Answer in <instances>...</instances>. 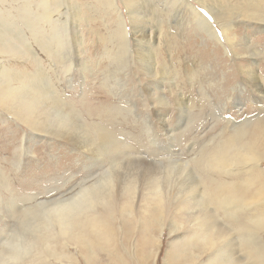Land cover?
Instances as JSON below:
<instances>
[{
	"label": "rangeland",
	"instance_id": "rangeland-1",
	"mask_svg": "<svg viewBox=\"0 0 264 264\" xmlns=\"http://www.w3.org/2000/svg\"><path fill=\"white\" fill-rule=\"evenodd\" d=\"M110 1L0 0V92L8 94L0 101V264H264V194L253 195L264 188V133L254 138L256 158L202 167L245 119L264 117V92L245 72L264 88V21L220 10L241 0L205 1L224 20L186 0L209 20L216 41L185 0ZM46 10L49 23L40 16L31 33L26 21ZM138 25L150 42L142 50ZM222 32L235 37L233 46ZM113 161L120 168L112 201L85 217L105 225L102 236L88 226L82 240L51 223L41 228L57 201L104 185ZM166 174L182 187L172 191L162 178L156 204L152 181ZM222 182L253 184L220 206L232 196L220 193Z\"/></svg>",
	"mask_w": 264,
	"mask_h": 264
},
{
	"label": "bare ground",
	"instance_id": "bare-ground-1",
	"mask_svg": "<svg viewBox=\"0 0 264 264\" xmlns=\"http://www.w3.org/2000/svg\"><path fill=\"white\" fill-rule=\"evenodd\" d=\"M44 1V0H43ZM112 1V0H111ZM110 1V2H111ZM184 1V0H183ZM200 4L204 5L205 7H207L208 10H210L212 12V14L215 16V18H221L223 19L225 17V15H228L230 10L232 8H238L239 10L245 12L247 16H244L246 18L250 17L254 18V19H259V20H263L264 21V3L260 2L258 0H241L238 4L233 5L232 7L226 8L227 11H225L224 6H221V9L225 15L220 16L219 12H217L216 10H214V6L208 2H205L206 0H197ZM263 1V0H262ZM109 2V6H112V2ZM219 2V1H218ZM186 6L187 8L191 11L192 13V18L193 20L199 22L200 24V30H202L203 32H205L208 36H211V38H214L216 41H218V38L213 30V28L210 25L209 20L206 19V17L204 15H202L201 13L198 12L197 9H195L191 3H189V1H186ZM226 5V4H225ZM228 6V5H227ZM29 8V7H28ZM27 8L25 7V10ZM47 9V8H46ZM115 10L117 12V19H116V26L118 29H120L119 35L121 36V38L125 40V46H127L128 43V33L126 30V25L124 23V20L122 19V15L120 14V12L116 9ZM27 11V10H26ZM28 12V11H27ZM234 13V12H233ZM130 14V11H129ZM51 11L46 10L45 12L41 11L40 13H36L35 17H36V22H34V20H28L26 21L25 25L26 27L31 31V33L34 31L36 32L37 26L35 25V23L37 24V22L39 23V17L42 16L43 20H44V24L45 23H49L50 18H51ZM242 15V14H240ZM239 15V16H240ZM259 16V17H258ZM257 17V18H256ZM35 19V18H34ZM64 19H66L64 17ZM27 20V19H26ZM224 20V19H223ZM228 21V19H227ZM34 22V23H33ZM221 22V21H219ZM230 22V21H229ZM227 22V23H229ZM262 22V21H261ZM222 23V22H221ZM135 24V23H134ZM223 24V23H222ZM262 24V23H261ZM43 25V23H42ZM51 25V24H50ZM24 26V25H23ZM39 26V25H38ZM41 26V25H40ZM7 27V26H6ZM9 27V26H8ZM50 27V26H49ZM228 27V26H227ZM233 27V26H232ZM36 28V29H35ZM42 29V28H41ZM44 29V28H43ZM42 29V30H43ZM145 30L146 29H142L141 25L135 26L134 27V33L133 36L134 37V41H135V45L136 47L138 46L139 49L141 48H145L147 46H149L150 42H144V40L146 39V34H145ZM1 31V30H0ZM64 31V30H63ZM223 31H224V27H223ZM59 32V31H58ZM66 32V31H64ZM230 32V31H229ZM223 33V32H222ZM60 34V33H58ZM65 34V33H64ZM223 37L225 38V41L228 42V44L230 46L234 45L235 42V37H230L227 35V33H223ZM15 35V34H14ZM206 35V36H207ZM3 36V35H1ZM9 36V35H8ZM67 36V35H66ZM10 37V36H9ZM16 37V36H15ZM61 37V36H60ZM68 37V36H67ZM148 37V36H147ZM52 38L60 43H62L63 41L60 40L59 37H55L52 36ZM248 38V37H247ZM246 40V39H245ZM249 40V39H248ZM75 42V41H74ZM248 42V41H247ZM250 42V41H249ZM65 43V42H64ZM123 44V42H122ZM248 44V43H247ZM45 45V44H44ZM138 50V49H137ZM142 50V49H141ZM252 51V50H251ZM256 52H254V50L251 52V54H255ZM60 55V54H59ZM256 55V54H255ZM251 56V55H250ZM50 60V59H49ZM151 61V60H150ZM246 73L249 74V76L251 77V82L254 84V86H256V88L259 90L258 92H264L261 87V82L259 81V77L254 73L253 70H246ZM3 91V90H1ZM11 90L8 91V93ZM11 93V92H10ZM9 93V94H10ZM8 94H2L0 92V101L7 97ZM264 95V94H263ZM13 98V95H12ZM60 101V100H59ZM62 103V102H61ZM63 107V106H62ZM243 126H245V129L242 130L240 132V130L238 128H236L235 130H233V134L232 137L229 138L228 140L222 141L221 144H217V146L215 147V150L213 149L212 152H210V156H208V159L205 160V164L202 167H207V166H213V165H223L226 164V162H228L229 160H233L235 158H256L257 156L255 155V153L257 152L254 148V143H255V137L259 138L262 136V134L264 133V117H259L258 119H256L254 122H252V120L249 119H245L243 122ZM250 134L251 139H245L243 137H245L247 134ZM245 139V141L241 144V146L235 148L234 144L236 142H238V139ZM232 150L233 152H231L230 155H228V151ZM256 152H255V151ZM98 151V150H97ZM99 153V152H98ZM254 154V155H251ZM142 158V157H141ZM140 159V158H139ZM238 160V159H237ZM116 161V160H115ZM168 165L171 166H176V161L174 159H166ZM226 161V162H225ZM112 166L110 168H108V171H106L105 174V180H104V185L101 183L99 186L101 187H96L93 185H89L85 188H83L81 190V193H79L80 195L78 196V198L75 199H70L68 200H64L62 201H57L56 203L59 202L58 206L51 207L50 210H47V214H49L50 216H47V220L44 221L43 225H41V228H45L48 229L50 228V223L51 225H53L54 227H56L58 229V232L67 235L68 237H71L73 239L82 240V229L85 226H88V228L94 232V234L102 236L101 234L105 231H103V228L100 227L99 224L103 225L101 222H99V220L97 219V217L95 215H92L90 217H87L85 219V217L87 216V211L89 212L90 210H94L97 206H101L102 208L106 209L108 207V205L110 204V202L112 201V194H113V189H114V183L116 182L115 177L117 176V170L120 168V165L115 169V167L118 165H115V162L113 161ZM187 164V163H186ZM115 165V166H114ZM184 163L178 166H180L183 170L185 169L186 166ZM114 166V168H113ZM113 169V170H112ZM172 170V169H171ZM174 171V170H173ZM177 175L179 171H174ZM176 174H169V175H163L160 176L159 178L157 177V179H154L152 181L153 183V189H151L150 193L153 196V200H156V204H160L162 203V184L164 183L163 179L165 180V183H168L170 189L173 191L174 188L179 185L178 188H181L182 186V182L178 179V176ZM193 176V175H192ZM92 177V176H91ZM163 178V179H162ZM193 179L196 181L197 177L194 175ZM215 180V179H214ZM223 181V180H222ZM224 182V181H223ZM220 184V186H218V189L220 191V193H222L223 191H229L232 196L230 197H223L221 198L220 202L218 203L220 206L224 205L232 200H235L237 193H246L249 189V187L253 184L252 182H245V183H236V184H225L223 183ZM227 182V181H226ZM230 182V181H229ZM228 183V182H227ZM217 187V186H216ZM177 188V189H178ZM77 191V190H76ZM125 191H128L129 194H132L133 192L131 190H129L128 188L125 189ZM238 191H243V192H238ZM161 192V193H160ZM227 192L226 195L229 196L230 193ZM237 192V193H235ZM264 194V188L263 187H259L255 190L254 192V196L259 197L261 195ZM201 198L204 197L203 194L200 195ZM134 198V195L131 197ZM200 198V199H201ZM42 202V201H41ZM198 202L200 204H204L207 202V199H201L198 200ZM42 205V204H41ZM26 213V212H25ZM24 214V213H23ZM40 215V214H39ZM28 216V215H27ZM31 216V215H30ZM42 216V215H41ZM22 217V216H21ZM26 217V216H25ZM104 217V216H103ZM105 218V217H104ZM107 218V217H106ZM87 221V223L85 225H83L84 221ZM80 222V223H79ZM105 226V225H103ZM108 227V225H107ZM38 228V227H37ZM34 229V228H33ZM51 229V228H50ZM98 230V231H97ZM53 232V231H52ZM86 234V233H85ZM217 234V233H215ZM57 235V234H56ZM84 235V234H83ZM105 235V234H104ZM107 235V234H106ZM92 236V235H90ZM89 236V237H90ZM87 237V236H86ZM93 238V236L91 237ZM96 238V237H95ZM101 238V237H100ZM104 238V237H103ZM45 239V238H44ZM72 239V240H73ZM94 239V238H93ZM46 240V239H45ZM44 240V241H45ZM95 240V239H94ZM99 240V239H98ZM156 240V239H155ZM91 241V240H89ZM212 241V237L209 236V238L207 237L206 239L203 240L204 243L208 244ZM94 242V241H93ZM92 242V243H93ZM96 242V241H95ZM80 243V242H79ZM81 244V243H80ZM95 244V243H94ZM84 244H82L83 246ZM96 245V244H95ZM21 246V245H20ZM46 248V246H45ZM90 248V247H89ZM50 251V250H49ZM48 251V252H49ZM64 256V255H63ZM57 257V256H55Z\"/></svg>",
	"mask_w": 264,
	"mask_h": 264
}]
</instances>
